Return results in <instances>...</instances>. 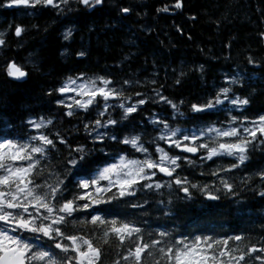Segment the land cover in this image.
I'll return each mask as SVG.
<instances>
[{
    "label": "trees",
    "instance_id": "trees-1",
    "mask_svg": "<svg viewBox=\"0 0 264 264\" xmlns=\"http://www.w3.org/2000/svg\"><path fill=\"white\" fill-rule=\"evenodd\" d=\"M10 1L0 0V142L24 149L29 168L34 199L13 212L30 227L16 229L27 264H78L72 238L96 250L92 264H177L198 242L215 264H264L262 136L242 140L243 162L203 155L200 145L217 139H195L196 157L177 150L194 128L264 117V0H102L91 12L81 0ZM10 63L25 81L10 80ZM70 80L96 81L115 100L97 96L69 112L59 90ZM36 119L46 124L35 132L28 122ZM172 131L180 135L168 140ZM36 133L45 144L31 140ZM30 142L37 152L29 156ZM159 150L173 162L169 180L156 175V185L82 204V183L99 166L118 155L156 163ZM63 204L73 214L53 222Z\"/></svg>",
    "mask_w": 264,
    "mask_h": 264
},
{
    "label": "rangeland",
    "instance_id": "rangeland-1",
    "mask_svg": "<svg viewBox=\"0 0 264 264\" xmlns=\"http://www.w3.org/2000/svg\"><path fill=\"white\" fill-rule=\"evenodd\" d=\"M21 1V2H20ZM30 1V0H27ZM46 2L52 3L53 0H44ZM23 3V0H14L11 1L8 5H12L14 3L20 4ZM33 3H41L44 4L42 0H31ZM87 3V2H84ZM66 88L71 90V95L66 97L64 102L68 106L69 112L73 110V108L85 109L89 107L94 99L97 96H102L103 98L106 96L114 95L107 91L105 88L98 86L96 81H75L66 84ZM108 100V99H107ZM227 102L230 105H234L237 107V111H240L243 104L240 103L238 99H227ZM72 105V106H71ZM233 107V108H236ZM45 124L42 121H35L34 129H38L41 124ZM258 134H264V117H258L255 123H252L248 126L239 127H216L210 126L206 128H194L190 130L187 136L190 139H200L202 138L204 141L206 139L215 141L217 139V145L215 147L206 145H200L202 149L206 150V153L209 156L218 155L220 153H227L228 155H232L233 153L238 152V155L242 157V152L244 151V141L246 139H254ZM180 132L172 131L169 132L167 139L174 140L175 137L178 138ZM38 137H40L38 135ZM162 137H166L163 134ZM188 137H185L186 139ZM184 139V140H186ZM264 139V137H263ZM182 140V141H184ZM192 140V141H194ZM204 144V142H203ZM140 154L143 152L140 151L139 148H136ZM222 151V152H220ZM22 151L11 144H0V160L1 158L8 156L11 160H20L22 158ZM156 163L151 159L141 155L139 159L128 160L125 157L118 158L114 164L105 166L97 172L92 180L91 186L96 196H102L104 193L109 191L110 189H116L121 194H130L132 189L135 187V184L139 181L146 180L150 184L151 181H154V169H159L160 167H167L173 162L167 163V158L163 155V153L159 150L157 152ZM156 174V173H155ZM23 173H20L19 170L14 168H8L5 172V178L8 180L11 176L13 177H21L23 178ZM13 183H16L12 180ZM102 183V184H101ZM18 184H7V187L4 189L6 193H12L16 190V188L10 189L11 186ZM95 187V188H94ZM91 190L87 195V199L89 201L96 200L97 197L93 194ZM98 192V194H97ZM92 197V199L90 198ZM33 197L30 195V192L26 190L23 185H19L17 194L14 195V199L20 202L31 201ZM34 199V198H33ZM5 204L4 202H2ZM1 200H0V204ZM8 203L7 205H9ZM11 243V245H10ZM14 240L11 239L10 242L5 239L4 236H0V249H4L6 246H13ZM14 247V246H13ZM18 248L23 249L20 246ZM189 248V247H187ZM185 249L178 257L177 261L179 264H214L212 259L206 260V257L203 255V250L200 246H191L189 249Z\"/></svg>",
    "mask_w": 264,
    "mask_h": 264
},
{
    "label": "water",
    "instance_id": "water-1",
    "mask_svg": "<svg viewBox=\"0 0 264 264\" xmlns=\"http://www.w3.org/2000/svg\"><path fill=\"white\" fill-rule=\"evenodd\" d=\"M9 74H10V77L14 81H17V82H23L26 79V73L21 72L20 69L15 68L13 66H10ZM179 151L187 153V154L192 155V156H195L197 154L196 150L188 149V148H181V149H179ZM159 173L164 175V176H168V177L170 176V173L167 170H160ZM263 178H264V176H263ZM0 264H24L23 258H22V253L17 252L10 259H8L7 254L5 253L0 258Z\"/></svg>",
    "mask_w": 264,
    "mask_h": 264
},
{
    "label": "bare ground",
    "instance_id": "bare-ground-1",
    "mask_svg": "<svg viewBox=\"0 0 264 264\" xmlns=\"http://www.w3.org/2000/svg\"><path fill=\"white\" fill-rule=\"evenodd\" d=\"M11 1H12V0H11ZM11 1H10V2H11ZM12 2H13V1H12ZM20 2H21V1H20ZM59 3H60V2H59ZM35 4H38V3H35ZM38 5H40V4H38ZM38 5H37V6H38ZM32 6H33V5H32ZM60 8H61V7H60ZM106 80H107V79H106ZM118 88H119V87H118ZM110 89H111V88H110ZM117 90H118V89H117ZM116 93H117V92H116ZM118 93H119V92H118ZM114 100H115V99H114ZM112 103H113V101H112ZM126 109H127V108H126ZM124 110H125V109H124ZM122 112H123V111H122ZM124 114H126V113H124ZM48 122H49V121H48ZM101 126H102V125H101ZM103 126H104V125H103ZM98 135H99V134H98ZM31 139H33V138H31ZM30 143H31V142H30ZM161 152H163V151H161ZM166 152H169V151H166ZM200 152H201V151H200ZM246 153H247V152H246ZM136 154H137V153H136ZM177 154H178V153H177ZM200 154H201V153H200ZM200 154H199V155H200ZM205 154H206V153H205ZM205 154H203V155H205ZM138 155H139V154H138ZM181 155H182V154H181ZM136 156H137V155H136ZM137 157H138V156H137ZM195 157H196V156H195ZM214 157H215V156H214ZM169 159H170V158H169ZM174 159H175V158H174ZM242 162H243V160H242ZM75 164H76V163H75ZM98 172H99V171H98ZM156 178H157V177H155V179H156ZM160 178H161V177H159L158 179H160ZM168 180H169V179H168ZM260 180H261V179H260ZM159 181H161V179H160ZM162 181H163V180H162ZM162 181H161V182H162ZM261 181H262V180H261ZM261 181H260V182H261ZM165 182H166V181H165ZM154 184H155V183H154ZM157 184H158V183H157ZM155 185H156V184H155ZM155 185H154V186H155ZM211 185H212V184H211ZM215 185H216V184H215ZM158 186H159V185H158ZM158 186H157V187H158ZM223 186H224V184H223ZM160 187H161V186H160ZM211 187H213V186H211ZM94 188H95V187H94ZM155 189H156V188H155ZM201 189H204V187H202ZM207 189H208V188H207ZM212 189H213V188H212ZM215 189H218V188H215ZM200 191H201V190H200ZM209 191H210V190H209ZM209 191L207 190V192H209ZM215 192H216V191H215ZM213 193H214V192H213ZM204 194H205V193H204ZM206 194H207V193H206ZM214 194H215V193H214ZM78 196H79V195H78ZM103 196H104V195H103ZM236 196L239 197V195H236ZM217 197H218V196H217ZM238 197H237V198H238ZM90 198L92 199V197H90ZM209 198H210V197H209ZM74 199H75V198H74ZM76 199H77V198H76ZM216 199H218V198H216ZM102 201H103V200H102ZM210 201H211V200H210ZM82 204H83V203H82ZM80 207H81V206H80ZM90 207H91V206H90ZM81 208H82V207H81ZM85 208L87 209L86 206H85ZM85 208H83V209H85ZM76 210H78V209H76ZM80 214H81V213H80ZM69 216H70V215H69ZM66 218H68V217H66ZM65 220H66V219H65ZM80 220H81V219H80ZM78 223H79V222H78ZM188 246H189V245H188ZM186 247H187V246H186ZM193 247H194V246H193ZM189 248H190V247H189ZM189 248H187V249H189ZM178 259H179V257H178ZM178 261H179V260H178Z\"/></svg>",
    "mask_w": 264,
    "mask_h": 264
},
{
    "label": "flooded vegetation",
    "instance_id": "flooded-vegetation-1",
    "mask_svg": "<svg viewBox=\"0 0 264 264\" xmlns=\"http://www.w3.org/2000/svg\"><path fill=\"white\" fill-rule=\"evenodd\" d=\"M38 4H40V2H39ZM38 4H37V5H38Z\"/></svg>",
    "mask_w": 264,
    "mask_h": 264
}]
</instances>
